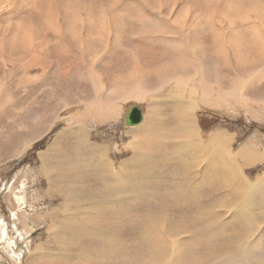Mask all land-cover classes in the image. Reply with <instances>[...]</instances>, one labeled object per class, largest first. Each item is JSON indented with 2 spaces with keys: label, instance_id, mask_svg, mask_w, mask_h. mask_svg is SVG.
<instances>
[{
  "label": "rangeland",
  "instance_id": "374dc122",
  "mask_svg": "<svg viewBox=\"0 0 264 264\" xmlns=\"http://www.w3.org/2000/svg\"><path fill=\"white\" fill-rule=\"evenodd\" d=\"M225 3V0H0V90L3 96L0 114H3V105L12 106L8 115L5 114L7 123H0L4 128V132L0 130V264H67L73 257L72 253L65 251L60 240L58 243L52 239L54 236L61 238V235H68L62 220L57 218L62 217L63 213L56 210L59 204L64 202H61L59 196L53 198V195L47 192L48 179H53L52 175L58 183L57 186L71 184V190L67 189L65 192H68L69 200H80L79 210L82 212H78L77 219L90 221V225L96 222L111 231L108 237L114 242V248L104 245L103 242L95 243V240L92 246H88L89 249L116 254L127 250L131 252V256H134L136 251H145L147 258L153 252L150 246L153 240L148 236L147 242L143 232L147 226H154L157 220H165V225H175L174 232L168 227L157 229L163 233L164 239L172 242L182 236L185 242L190 241V236H185L184 232L188 229L196 230L194 224L199 223L198 211L189 209L190 205L174 202L176 195L173 194L176 190L169 186L172 183L170 179L173 178L170 169L177 168V164L167 155L170 150L165 143L172 141L171 137H163L172 136L171 131L177 132L178 135H184L186 132L183 125L180 130L170 123L173 103L183 99L179 89L177 98L176 95L172 98L176 80L171 79V76L176 65L168 70L163 67L165 63H172L168 59L164 60V56L168 57L169 53L173 56V53L172 48L166 47L162 39L183 38V33H176L173 22L182 24L177 20H187L184 29L186 33L191 31L193 34L196 29L190 26L192 20H202L203 26L207 23L204 19L210 17L216 23H213L215 27L221 29L223 36L225 34L229 48L234 43L232 47L239 49L240 62L241 59L246 63L251 60V64H256V70H264V55L258 57L253 55L251 50L253 41L258 40L259 34L251 33L253 26L264 32V1L229 0ZM246 18L249 20H245ZM14 32L22 35L20 38L14 36L12 43L14 37L8 35ZM4 35L5 39L2 38ZM16 39L18 42L15 44ZM159 40L163 42L160 44ZM25 43L32 47V50L26 47ZM198 45L203 50V44ZM139 47L142 49L137 50ZM229 48V57L235 60L237 57ZM131 56H135V59H128ZM253 58L258 60L253 61ZM14 67L22 73L14 75ZM132 67L136 68L132 70ZM151 67H160L161 72L150 73ZM212 69L208 67V73ZM251 69L253 66L249 68ZM215 71L210 82L212 86H216L215 77L218 76L219 70ZM5 73L8 74L9 81H4ZM183 73L197 74L192 71ZM202 73L203 71L200 74ZM225 74V80H222L227 90L225 96L222 99L214 96L208 104L201 103L198 94L190 95L188 92L196 87L198 82L191 80L193 82L188 81L184 84L186 86H182V96L185 94L187 99L196 98L199 104L193 110V115L187 114L189 117L186 118L188 130L196 134L194 143L198 146L196 154L201 164L194 173L200 170L198 174L201 175L208 165V169L213 170L217 178L223 174V185L232 188L234 183L229 179L231 172L242 166V176L247 178L249 184L254 182L263 186L260 191H255V195H258L251 200L259 207V213L264 212V207L260 208L263 199L259 196L264 192V109L261 108L264 103V76L263 79L256 80L253 77H242L241 74L233 76L229 70ZM22 75L24 79H36L34 88L37 93L33 92L34 88H27L26 83L16 84L15 80L21 79ZM134 76L136 78L131 82H135L142 88L143 93L145 92L142 100L128 99L120 95V92L111 95L116 86H126L128 77ZM166 77H169V83L161 87L163 83L159 81ZM203 78L209 83L207 76L203 75ZM255 86L257 87L254 88ZM152 87L158 89L155 91ZM111 101L118 114L100 120L96 105H107ZM255 101L257 105L254 104ZM215 102H221L223 107L216 109ZM132 105H140L144 111L145 118L141 127L129 128L124 123V113ZM10 115L14 117H9ZM17 115L18 117H15ZM215 131L223 133L221 138H227L229 149L236 157L239 156V150L254 147L258 148L257 151L261 154L259 160L254 158L249 163V155L244 154L239 163L241 166L237 158L229 157L228 164L223 163L210 142V135ZM13 137H16L15 142ZM175 137L187 142L185 137ZM175 142L177 144L171 147L173 152L178 153L179 144L183 146V142ZM3 150L6 154H2ZM137 156L144 158L136 161ZM42 165L43 171L50 170L52 175L39 173ZM144 167H150L152 171L148 168L144 170ZM99 170L103 171L102 180L96 179L94 175ZM139 171L147 174L134 173ZM112 173L124 175L130 186L121 184L119 188L112 189L109 184L115 180ZM77 175L79 177H76ZM168 175H171L170 178ZM186 178L187 176L184 179ZM195 180L193 178V181ZM210 184L215 186V190L221 185L217 181H210ZM192 185L194 186V183ZM138 186L144 187L147 194L140 193ZM14 187H18L16 192L19 194L25 193V196H18L22 202L15 194L9 192L14 191ZM229 189H223L225 193L220 196L226 195L230 199L222 201H214V198L220 197L216 196L219 194L214 195V198H206V193L203 194L204 203L212 210L211 219L217 217L216 212L220 215L219 222L224 223L231 218L234 211L238 214L240 206L245 203L244 195L249 193L247 187L239 184V192H230L231 189L227 192ZM39 192L46 196L45 199ZM61 192L64 193L63 189ZM139 193L143 198L135 201L133 198ZM165 193L170 194L171 200L162 195ZM36 195H39L40 201L36 200ZM31 197L33 203L29 205L28 199ZM111 201L118 203L116 210L121 212H115V218L105 215L104 212L106 209L103 204ZM24 204L31 209V213L28 211L24 215L22 210L18 209ZM247 206L253 208L252 205ZM229 208L232 210L227 212ZM50 209L53 211H49ZM97 209L100 212L96 213ZM151 213H154L155 218L149 220ZM39 214H44L41 216L42 220L38 218ZM259 219L262 231L264 218ZM35 223L43 226L40 229L35 228ZM142 224H145V227H142ZM237 225L242 226L238 222ZM49 228L51 234H48ZM31 229L36 230V235L32 236ZM62 230L64 231L60 234L59 231ZM27 234H31L32 238L27 237ZM70 240H75V237L72 236ZM221 241L222 232L214 242L211 239H200L198 243L194 240V246L189 252L192 255L205 253L206 249ZM63 244L67 246L70 243ZM159 244L163 245V242ZM76 251L83 250L79 246ZM75 264L80 263L75 260Z\"/></svg>",
  "mask_w": 264,
  "mask_h": 264
},
{
  "label": "bare ground",
  "instance_id": "6f19581e",
  "mask_svg": "<svg viewBox=\"0 0 264 264\" xmlns=\"http://www.w3.org/2000/svg\"><path fill=\"white\" fill-rule=\"evenodd\" d=\"M225 2H226L225 4H227L229 2V0H225ZM48 4H50V3H48ZM51 8H53V7L51 6ZM52 10H50V11H52ZM54 15H56V14L54 13ZM74 17H76V16H74ZM204 20H206L207 23H205L203 26L201 25L202 20H199V19H193L192 20V23L190 24V26L191 27L193 26L196 29V31H194L193 34L190 33L191 31L186 33V30L184 29L185 28L184 25L186 24L187 20L186 21L177 20V21H180L182 24H176L175 22H173L175 24V28L177 29L176 33L177 34L183 33V38L180 37V39H174V40H172L170 38H166V40H165V38L162 39L164 41L166 47H170V49L172 48L171 52L173 53V56L170 53H169L168 57L166 55L164 56L165 57L164 60L168 59L172 63H165V64H163V67L168 70L169 67L176 65V69L172 72V76H171V79L174 78L173 80H176V83H175L176 89H174V95L172 98L174 99L175 95L177 98V96H178L177 91L179 89V91H181L180 97L183 99L182 101H177V102L173 103L174 107H173V113L171 116L170 123L175 127V129L178 128L180 130L182 129V125H183V128L186 132L184 135L183 134L178 135L177 132L174 133L173 131H171L172 136L165 135L163 137V138L171 137L172 141L169 140L168 143H165V146H168L169 150H170L169 154H167V155L171 156L172 160H174L175 163L177 164V168L172 167V169H170L171 170L170 172L172 173L173 178L170 179V180H172V183L169 186L171 188H173L174 190H176L175 194H173V195H176L174 202H176L178 204H183V205H190V207H188L189 209H193L195 211H198L197 213L199 214V217H198L199 223L194 224L196 226V230L192 231V230L188 229V230H186V232H184L185 236H190V241L185 242L184 240H182V238H181L182 236L177 237L172 242H169L167 239H164L163 233H160L157 229H159L161 227H168V228H171L172 231L174 232L175 225L171 224V223L165 225L167 222L162 219L163 222L160 220H157L158 222H155L154 226H149V227L147 226L144 229L143 233L146 235L147 242H148V236L150 239L153 240L152 244L150 245V246H152L153 252L151 255H148L147 258L145 256V251L144 252L136 251L134 253V256H131V252L129 253L127 250L125 252L123 250L122 254H116L114 252H111V253L102 252L101 253V252H97L96 250L94 251L93 249H89L88 246H92V242L95 240H96L95 243L96 242H98V243L103 242L104 245H108L109 247H113L114 242L111 240V238L108 237V235L111 233V231L109 232V230L104 229L102 225L100 226L96 222H93V224L96 223L93 226V224L92 225L89 224L90 221H83L82 219H77L78 212H82L81 210H79L80 200L76 199V198L69 200V195L67 194L68 192H65V190H67V189L71 190V184L69 185L67 183L66 185L64 184L65 186H61V185L57 186L58 183L55 182L54 176L52 175V171H50V170H48V172L45 170L43 171V165H44L43 164L41 169L38 172L42 173L43 175L50 174L53 177V179H48L49 180V188H48L47 192L51 193L53 195V198H55V196H59L62 199L61 202H64V204H59L58 207L56 206L58 208L56 210L59 211L60 213H63L62 217H57V218L62 220V223L64 224V229H66V231L68 232V235L67 236L61 235L60 236L61 238H59V236L58 237L54 236L52 239L56 240V242H58V243L60 240L62 242V247L64 249H66L65 251L67 253L70 252L73 254V257L70 258V260L67 264H75V260H76V263H80V264H134V263L135 264H264V237H263L264 236V230L260 231L261 226H259V222H260L259 218H261V217L264 218V212L260 211V213H259V207L254 205V201L251 200L254 198V196L258 195V194L255 195V191H257V192L260 191V188H262L263 186L261 187L260 184H256L254 182L252 183L250 181H249L250 182V184H249L247 178H245L246 179L245 180L244 177L242 176V168H241L242 166H241V164H239L241 162L240 161L241 157L244 154L249 155L248 160H247V162H249V163L254 158H258V160H259V157L261 154L257 151L258 148L252 147L249 149L239 150V152H238L239 156L237 155V157H236L234 155V152H232V150L229 149L227 138H221V134L223 135V133H221L220 131H215V132H212L210 135V142H212V147L214 146V148H215V153H217L221 156L222 161L225 164H228V158L229 157L232 159L237 158L238 164L241 166V167H239V168H241V171L239 168L236 170H232V172H231L232 175H230V178H229L232 181V183H234L232 188L223 185V180L225 179L223 177V174L221 173L220 177L217 178V176L214 174V171L208 169V165H206V167H205V169L201 175L198 174V172H201L200 170H198L197 173L195 174L194 173L195 169L199 168V166H201V164H200V160L196 154V152L198 151V149H197L198 146H197V144L194 143V141L196 139V134L194 131L188 130L189 124H188V121L186 118L189 117L187 114L191 113V115H193V110L199 104L197 103L198 99H196V98L187 99L184 97L185 94L182 96V92H183L182 86L184 84H186L188 81L195 80L196 82H198L197 86L192 88V89H189L188 92L190 93V95H197L198 94V97L200 98L201 103H205V104L207 103L208 104V101H210V98L212 99V97H214V96H217L221 99L225 96V93L227 90L225 87V82H223L222 80H225V76H226L225 72L226 71H228V70H229V72L231 71V75H233V76L241 74L242 77H249V78L253 77V79L259 80V79H263L264 70H262V69L260 70V68L258 70H256L257 69L256 64H251V60H249V62L246 63L245 61H243L241 59V62H240L239 61V59H240L239 58L240 57L239 56V54H240L239 49L232 47L234 45V43H233V45H231V48H229V44L227 43V41L225 39V34L223 36L221 29L215 27L214 24H216V23H214L212 21L213 19L211 20L210 17H207ZM245 20H249V19L246 18ZM243 21H244V19H243ZM46 24H47V22H46ZM50 24H52V23H50ZM90 25H91V23H90ZM206 25H208L209 28H207ZM244 25H246V24H244ZM180 26H183V27H180ZM61 30L63 31L62 28H61ZM36 31H38V30H36ZM54 31H56V30H54ZM153 31H155V30H153ZM243 33H245V32H243ZM251 33H253V34L259 33L258 34V40L253 41V45H252L253 49H251V50L254 53L253 55H257L258 57H260V56L264 55V32L262 30H260L259 27L253 26ZM39 34H40V32H39ZM39 34H37V35H39ZM167 34L169 35V33H167ZM192 35H193V37H192ZM173 36L176 37L177 35H173ZM230 36H231V34H230ZM233 39H234V37H233ZM162 40L161 41L159 40L160 44H161V42H163ZM32 43H33V41H32ZM198 43L203 44V50H202V47L198 45ZM25 45H26V47H28L32 50V47H29L28 44L25 43ZM249 45H250V43H249ZM228 48L232 51L231 53H233L237 57L235 60L231 59L229 57ZM164 52H166V51H164ZM200 52H202V53L200 54ZM246 53H248V52H246ZM43 56H45V55H43ZM41 58H42V56H41ZM252 60L256 61L258 59L253 58ZM14 61H16V60H14ZM34 62H35V60H34ZM27 64H29V63H27ZM251 66H253V69L249 70V68ZM16 67H14V75H20L19 73H22V72L20 69H18ZM208 67L210 69L213 68L210 73H208ZM25 69L27 70V68H25ZM215 70H219V72H217L218 76L215 77V80H216L215 85L218 86L217 88H215L216 86H212L210 84ZM187 71L188 72L192 71V72H195L197 74L189 75V73H183V72H187ZM202 71H203V73L200 74ZM151 72L153 74L154 73L158 74L161 72V68L159 67V69H158V68L151 67L150 73ZM166 73L170 74L169 72H166ZM215 73H216V71H215ZM260 74L262 75V77H260ZM92 75H93V73H92ZM133 75H135V73ZM203 75L207 76L209 83H207L205 81V79L203 78ZM136 76H137V74H136ZM96 77L97 76H95L94 78L96 79ZM135 78H136L135 76L131 77V78L128 77L127 82L125 81L127 83V84H125L126 86H122L119 84V86H116L115 89L113 90V92H111V95L113 96V94H118L117 92H120V95L126 96L128 99H140V100H142L144 98L145 92L143 93L142 88L141 87L139 88V86H137L135 84V82L134 83L131 82ZM4 81H9L8 80V74H6V73L4 76ZM15 81H16L17 85H22V84L26 83V86L29 89L34 88V85H36V82H37L36 79H35V81H33L32 78H30V77H27L24 79L23 75H22L21 79L18 78ZM159 82L163 83L161 85V87H163L165 84L169 83V77H166L165 79H161ZM191 82H193V81H191ZM116 83H118V82L116 81ZM132 83L134 84V86L132 85ZM238 83H240V82H238ZM28 84H31V86H28ZM130 84H131V86H129ZM96 85H98V84H96ZM192 85H194V84H192ZM251 85L249 87H251ZM99 86H100V84H99ZM184 86H186V85H184ZM256 87L257 86H255L254 88H256ZM187 88H188V86H187ZM157 89L158 88L152 87V90L156 91ZM34 91H36V93H37V90H35V88L33 89V92ZM123 98H125V97H123ZM2 99H3L2 91L0 90V103H1ZM113 99L115 100V98H113ZM112 102L113 101H111V103H108L107 105L106 104L101 105V103H100V105H96L97 106V115L99 116L100 120L105 119V117H107V116L114 117L115 114H118L117 109H115V106H113L114 104ZM250 102L252 103V100H250ZM140 103H142V102H140ZM215 104H216V109H220L221 107H223L221 102H215ZM254 104L257 105L256 101ZM263 104L264 103L261 104V108L264 109ZM3 106L4 107L1 108V111L3 114H0V118L2 117L0 123L5 122V114L8 115L9 110L12 107V106H6V105H3ZM262 111L264 112V110H262ZM127 112H128V109L126 110V113H124V116H123L124 117V123H125V117L127 115ZM255 112L259 113L258 111H255ZM93 116H95V114ZM9 117H14V116L10 115ZM15 117H18V115ZM144 118H145V114L143 111L142 122L137 126H129V128L130 127L134 128V127L143 126L142 124L144 123ZM37 120H38V117H37ZM179 120H181V121H179ZM6 123L7 122H5V124ZM126 126H128V125H126ZM0 128H1L0 130L4 132V128L2 126H0ZM148 131H150V130H148ZM162 133H164V132L162 131ZM175 136L185 137L187 142L186 141L183 142L181 138H178ZM13 141L14 142L16 141V137H13ZM175 141L183 142V146L181 144H179L180 150L178 153L173 152L172 147H171L173 144H177ZM252 146H255V145H252ZM2 154H6L5 150L2 151ZM8 158H10V157H8ZM143 158L144 157H142V156L135 157L136 161H140ZM169 159H170V157H169ZM258 162H260V161H258ZM211 165L212 166L214 165L213 161L211 162ZM244 165H246V161H244ZM146 168H148V167H144V170ZM148 170L152 171V168L149 167ZM83 171H85V170H83ZM141 172L142 171L134 172V173H136L138 175H146L147 174V173H141ZM102 174H103V171L99 170V171H96L94 175H95L96 179L102 180L101 179ZM113 176L115 177L114 178L115 180L113 181V183L109 182L107 179H103V180H107L109 182L112 189L114 187L119 188V186L121 184H124L125 187L130 186V184H127V180L125 179L124 175H121L120 173L119 174L114 173ZM169 176H171V175H168L167 177H169ZM186 176H187L186 179H188L189 182H192V184L194 183V186L191 183H189L186 179H184ZM76 177H79V176L77 175ZM249 177H251V176H249ZM193 178H195L196 180L193 181ZM75 180H76V178L72 182H74ZM210 181L220 182L221 185L218 186V189L215 190V186L210 184ZM177 183H185V185H177ZM8 184H9V181L7 182V185ZM138 184H143V183L138 182ZM239 184L247 187L249 189V193L244 195V202L245 203L240 206V208L238 210V214H236V211H234L231 218L224 223L219 222V216L220 215L216 212H215V214L217 217L215 219H211L210 217L212 214V210L208 205H206L204 203L203 194L206 193V195H205L206 198H214L216 196H220V195L224 194L225 190L227 188L231 189V191L229 189L227 192L238 191L237 186ZM149 185H150V183L147 186H149ZM10 186H11V184H10ZM138 187H140L139 188L140 193L147 194L144 190V187H141V186H138ZM8 188H7V190H8ZM61 188L63 189L64 193L61 192V190H62ZM17 189H18V187H14L13 188L14 191L11 190L9 192L15 194L16 195L15 197L22 202L21 197H18V196H22V195L25 196V193L24 194L21 193L22 194L21 195V194H19V192H16ZM223 189H225V190H223ZM146 191H147V189H146ZM140 193L136 197L133 198L135 201H136V199L143 198L142 195H140ZM216 194H219V195H216ZM39 195L41 197H43L44 199L46 197L45 195L43 196V194L41 192H39ZM39 195H36L37 201H40V199H41L39 197ZM162 195L167 196L168 199L171 200L170 194L165 193ZM214 195H216V196H214ZM259 196L263 199V200H261L262 204L260 203V208H261V207H264V192L260 193ZM50 197H52V196H50ZM148 197L151 198L152 196H148ZM225 197H226V195L214 198V201H222L224 199H230V197H226V198ZM28 200L30 202L29 205H31L33 203L32 197H31V199H28ZM146 201L149 202V200H146ZM21 202H20V204H23ZM8 203H9V200H8ZM117 204L118 203H115V201L104 203L103 206L106 209V210H104V212L106 213L105 215L112 217V218H115V212H117V213L119 212L116 210ZM151 204H153V203H151ZM247 205H252L253 208L251 209ZM226 208H225V210H226ZM18 209L22 210L21 212H23L24 215L27 214L28 211H29V213H31V209L28 208V206H26L25 204L21 209L20 208H18ZM231 210L232 209L229 208L227 210V212H229ZM49 211H53V209H50ZM95 212L98 213L100 211H99V209H97V211H95ZM197 213H196V215H197ZM119 214H121V212H119ZM193 214H195V213H193ZM259 214H260V217H259ZM42 215H44V214L38 215V218L40 220H42L41 219ZM148 217H150L149 218V220H150L151 218H155V215H154V213H151V214H149ZM173 219H175V218H173ZM96 220L100 221L99 219H96ZM3 221H5V220H3ZM80 221H83V222L80 223ZM237 222L240 223L243 227L238 226ZM35 225H36V223H35ZM151 225H152V223H151ZM42 226H43V224H41V225L37 224L35 228L38 227V229H40ZM257 226L259 227V230H257ZM142 227H145V224H142ZM70 229L72 232L70 231ZM148 229H152V230H148ZM241 229H242V231H241ZM31 230H33V229H31ZM146 230H148V232ZM63 231L64 230L59 231V233L62 234ZM2 232H3V235H5V232L3 230H2ZM191 232H194V233H191ZM221 232H222V236H223V241L216 243L213 247H209L208 249L205 250L206 252L204 251L205 253L202 252L201 254H198V255H192L191 252H189L190 249L194 246V243L192 241L196 240V242L198 243V241L200 239H207V240L211 239V241L214 242L217 240V237H218L219 233H221ZM35 233H36V230L35 231L33 230L32 236ZM48 234H51L50 228L48 229ZM26 236L32 238L31 234H27ZM49 236L51 237V235H49ZM72 236L75 237V240H70V238ZM18 237H19V235H18ZM262 237H263V239H262ZM67 242H69L70 244L67 246H64L63 243H67ZM159 242H163V245L159 244ZM81 244H83V245H81ZM138 245L141 246V244H139V243H138ZM79 246L83 251H81V252L76 251V248ZM148 247H149V245H148ZM118 249H119V247H118ZM119 258H121V259H119Z\"/></svg>",
  "mask_w": 264,
  "mask_h": 264
},
{
  "label": "water",
  "instance_id": "95a60500",
  "mask_svg": "<svg viewBox=\"0 0 264 264\" xmlns=\"http://www.w3.org/2000/svg\"><path fill=\"white\" fill-rule=\"evenodd\" d=\"M143 120V109L140 105H132L128 108L125 117V124L128 126H137Z\"/></svg>",
  "mask_w": 264,
  "mask_h": 264
},
{
  "label": "crops",
  "instance_id": "0c3cea01",
  "mask_svg": "<svg viewBox=\"0 0 264 264\" xmlns=\"http://www.w3.org/2000/svg\"><path fill=\"white\" fill-rule=\"evenodd\" d=\"M4 33H5V31H4ZM8 36H11V37H14V36H19V38L21 37L20 36V34H18L17 32H14L12 35L10 34V35H8ZM5 35L2 37V38H4L5 39ZM14 40H15V37H14V39H12V43L14 42ZM18 41H17V39H16V41H15V44L17 43ZM3 43V46H4V42H2ZM4 49H5V47H3ZM140 49H142L141 47H139V48H137V50H140ZM131 58H135V56L133 57V56H131L130 58H128V59H131ZM134 66V65H133ZM130 68V67H129ZM136 67H132V70L133 69H135ZM128 69V68H127ZM127 71H129V70H127ZM132 72V71H131ZM83 85H84V83H83Z\"/></svg>",
  "mask_w": 264,
  "mask_h": 264
}]
</instances>
